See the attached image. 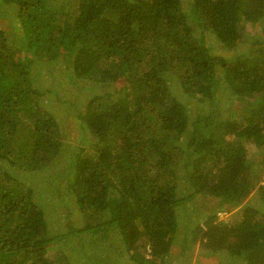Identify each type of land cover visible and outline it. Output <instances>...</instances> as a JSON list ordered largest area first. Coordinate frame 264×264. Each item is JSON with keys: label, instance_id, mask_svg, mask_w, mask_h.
Returning <instances> with one entry per match:
<instances>
[{"label": "trees", "instance_id": "trees-1", "mask_svg": "<svg viewBox=\"0 0 264 264\" xmlns=\"http://www.w3.org/2000/svg\"><path fill=\"white\" fill-rule=\"evenodd\" d=\"M3 1L22 34L0 29V264H56L50 243L75 237L87 251L111 235L129 264H164L176 208L197 198L194 245L264 264V213L247 204L256 194L264 206V151L248 157L246 143H264V0H191L188 19L183 0H63V13L58 0ZM206 32L227 52L245 54L227 60L212 52ZM20 42L39 65L64 57L75 83L119 85L115 96L88 99L80 121L95 140L65 161L68 139L42 107L55 95L37 79L39 66L33 71L17 60ZM219 78L241 103L238 113L228 107L229 118L215 93ZM60 105L56 110L73 112L72 104ZM190 149V192L180 196L174 168ZM63 162L72 174L68 198L84 224L51 237L45 211L11 171L42 172ZM110 190L119 198L108 203ZM211 199L242 205L240 220H220ZM64 207L72 209L68 201Z\"/></svg>", "mask_w": 264, "mask_h": 264}, {"label": "rangeland", "instance_id": "rangeland-1", "mask_svg": "<svg viewBox=\"0 0 264 264\" xmlns=\"http://www.w3.org/2000/svg\"><path fill=\"white\" fill-rule=\"evenodd\" d=\"M183 1V8H185L184 13L186 14V19H188L189 10L186 7H188L191 0ZM56 3L57 13H63L67 10L68 4L65 1L58 0ZM9 8L10 7L4 3L3 0H0V29L19 36L22 34L21 26L18 21L12 17ZM187 23L191 24V20ZM198 34L199 30L197 28L194 30V37H197ZM204 40L205 44L212 52L225 56L227 60L236 56L240 59L246 51L244 48H238L227 52L221 47L216 38L208 32L205 33ZM16 58L17 60L27 61L33 71H36L39 66L41 73L37 79L40 81L42 87L53 92L55 95V102H46L42 107L56 116L59 133L64 136L63 138L68 139L66 145L69 147L62 157V161H65L70 154L76 153L79 148L87 149L95 140L85 129L84 123L80 121L84 118L87 101L94 95L114 94L115 96L116 91L119 89V85L103 84L91 78L80 79L81 81L75 83L76 80L71 76L70 71H68L65 66L64 62L66 60L64 57L62 58L61 56L58 63L49 66L44 64L39 65V63L32 61V53H29L23 42L17 45ZM50 69H52L51 73L49 72ZM221 78L216 80L217 88L215 89V93L222 102L220 104L221 108L225 110V113L228 112L226 116L229 118L234 112H239L241 103L239 102V97L227 88ZM59 102L62 104H72L74 106L73 112L69 114L63 110H56L61 106ZM235 106H239V108L235 109ZM228 107H231L234 112L227 111ZM190 118H193L192 114ZM190 137V134L183 136L181 145L184 146L185 141ZM246 143L248 145V157H252L264 151V143L262 145L253 144L252 142ZM193 158L194 154L190 149L188 154L182 157L179 164L174 168L179 178L180 196L187 195L190 192L188 179L192 171L191 166ZM64 165L65 162L61 164L57 163L53 169H45L42 172L35 173H27L26 171L23 172L18 169L11 171L17 181L27 188L28 193L33 197L35 202L38 203L39 207L45 211L47 221L46 233L51 237L67 233L69 227L76 229L84 224L82 219L75 214L77 209L74 202L70 201L68 198L66 180L71 179L72 174L67 170H62ZM30 174H32V176H30ZM262 184H264L263 180ZM118 198V193L114 190H110L107 202L110 203ZM67 201L72 208L70 210L64 207V203ZM55 202H59V205L54 206ZM199 203L201 202H199L197 198L192 202L186 203V205L176 208L178 228L170 252L164 260V264H244L243 259L235 254L220 252L211 255L207 252H203L198 248L197 244L194 245L192 243V236L189 231L193 228L192 226H196L200 222V218L193 214L194 207H197ZM207 204L215 206L216 216H218L220 220H225L226 222L240 220L243 211L242 205L238 208H232L229 206L228 202L219 199H211ZM207 204H202L201 206H206ZM247 204L260 210L261 213H264L263 202L256 194L249 199ZM192 216L195 218L193 222H190L189 219ZM110 239L111 240L108 242L99 243L97 240V242L86 251V245H81L77 238L68 236L59 241L50 243L47 245L46 249L50 252L51 261L56 262V264L60 261L68 260L72 264H129V262L125 260L129 258L128 252H125L124 255H119L121 246L118 248L119 251L115 250L120 242L115 239L114 235H111ZM87 241L89 244L93 242L90 239ZM93 246H95V248H93ZM90 256H92V259L89 261L88 259Z\"/></svg>", "mask_w": 264, "mask_h": 264}, {"label": "built area", "instance_id": "built-area-1", "mask_svg": "<svg viewBox=\"0 0 264 264\" xmlns=\"http://www.w3.org/2000/svg\"><path fill=\"white\" fill-rule=\"evenodd\" d=\"M263 181H264V178H263Z\"/></svg>", "mask_w": 264, "mask_h": 264}, {"label": "clouds", "instance_id": "clouds-1", "mask_svg": "<svg viewBox=\"0 0 264 264\" xmlns=\"http://www.w3.org/2000/svg\"><path fill=\"white\" fill-rule=\"evenodd\" d=\"M264 178V177H263Z\"/></svg>", "mask_w": 264, "mask_h": 264}]
</instances>
